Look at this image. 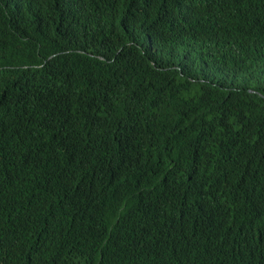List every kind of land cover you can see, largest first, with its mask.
I'll use <instances>...</instances> for the list:
<instances>
[{
    "label": "trees",
    "instance_id": "1",
    "mask_svg": "<svg viewBox=\"0 0 264 264\" xmlns=\"http://www.w3.org/2000/svg\"><path fill=\"white\" fill-rule=\"evenodd\" d=\"M0 264H264V0H0Z\"/></svg>",
    "mask_w": 264,
    "mask_h": 264
}]
</instances>
